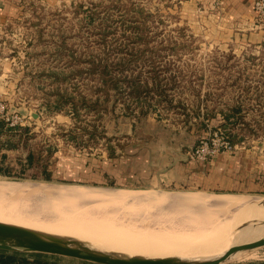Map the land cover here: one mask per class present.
Returning a JSON list of instances; mask_svg holds the SVG:
<instances>
[{"label": "rangeland", "instance_id": "obj_1", "mask_svg": "<svg viewBox=\"0 0 264 264\" xmlns=\"http://www.w3.org/2000/svg\"><path fill=\"white\" fill-rule=\"evenodd\" d=\"M222 3L21 0L17 12L0 28V67L4 70L0 97L10 115L21 122L15 126L23 135L14 140L27 143L14 156H25V150L34 149L36 166L23 175L1 173L0 179L109 191L227 193L241 200L250 196L264 201V186L245 192L162 184L148 172L152 167L146 168L143 162L135 166L133 151L141 143L154 151L166 145L181 147L178 159L202 162L191 156L195 146L215 131L226 137L220 127L223 115L207 112L215 106L225 109V102L241 98L245 106L232 126L240 140L231 142L235 145L231 150L221 152L230 156L251 152L255 167L264 160V41L252 42L239 31L230 35L220 27ZM99 59L107 62L109 77L141 74L145 79L151 76L148 72H160L162 84L170 88L172 105L154 93L153 84L150 93L143 94L151 102V106L148 100L143 104L149 108L146 115L138 113L142 104L132 102V111L123 101L105 100L107 93L115 91L103 85V67L94 66ZM80 92L93 100L99 96L98 104L85 107L76 95L79 111L75 112L73 104L59 98L60 94ZM155 96L156 105L152 103ZM58 101L63 102L62 108L55 110L52 107ZM134 111L139 116L131 114ZM69 133L80 136L74 140ZM162 162L153 159L152 164L158 167ZM260 168L259 177L264 179V164ZM48 173L50 179L45 178ZM201 219L196 217L197 221L217 223L210 234L216 243L225 233L224 223L231 226L226 219ZM262 236L264 228L242 227L231 238L230 247ZM49 259L60 264H94L64 256ZM231 259L239 260L226 264H264V246L253 253L239 251Z\"/></svg>", "mask_w": 264, "mask_h": 264}, {"label": "bare ground", "instance_id": "obj_2", "mask_svg": "<svg viewBox=\"0 0 264 264\" xmlns=\"http://www.w3.org/2000/svg\"><path fill=\"white\" fill-rule=\"evenodd\" d=\"M260 200L250 196L241 200L227 193L109 191L0 179V221L79 237L107 250L148 256L219 255L242 227L264 228V201ZM196 217L230 220L231 226L224 223L225 233L216 243L210 234L217 223L197 221Z\"/></svg>", "mask_w": 264, "mask_h": 264}, {"label": "crops", "instance_id": "obj_3", "mask_svg": "<svg viewBox=\"0 0 264 264\" xmlns=\"http://www.w3.org/2000/svg\"><path fill=\"white\" fill-rule=\"evenodd\" d=\"M20 1L0 0V28L5 25L8 16L17 12ZM222 1L221 20L218 23L220 27L228 31L230 35L239 31L249 41H264V30L259 29L256 24L255 0ZM3 72L4 70L0 67V74ZM140 145L137 144L133 151L136 155L135 166L143 162L146 168L152 167L148 172L158 183L196 186L205 189L216 188L224 191L239 189L245 192L264 186L263 177H259V173L263 172L260 167L263 166L264 160L255 167L251 152L236 156L221 152L213 160L196 162L178 159L176 155L181 147L166 145L159 151H154L155 149H151L152 147L146 143ZM153 159L163 162L156 167L152 164Z\"/></svg>", "mask_w": 264, "mask_h": 264}, {"label": "trees", "instance_id": "obj_4", "mask_svg": "<svg viewBox=\"0 0 264 264\" xmlns=\"http://www.w3.org/2000/svg\"><path fill=\"white\" fill-rule=\"evenodd\" d=\"M94 66L103 67L102 72L105 75L102 76V83L104 86H107L108 88H111L115 91V93H107L105 100H110L115 104L118 101H123L124 104L127 105L126 109H131L132 111V102H134L138 106L142 104L140 105L141 108L138 112L139 115H146L149 113V108H145L143 106V104L147 102V100L149 101V99H147V97L143 98V94L150 93L152 84L155 85L154 88L156 89H153L155 90L154 93H157V96H159L161 99H167L169 105H172V102L174 101L171 96L172 94H170V88L162 84V78L160 77V75L162 74L158 71H156L155 73H153L152 71L148 72V75L151 76H147L145 79L142 78L141 74H132L131 76L123 79L122 77L108 76L109 72L106 70L108 64L104 59H99L98 62H95ZM125 88H127L128 90H126ZM76 95L79 97L78 100H82V105H84L85 107H91L92 105L95 106L100 100L99 96L96 97L95 100H93L92 98H88L86 95L82 94V92L75 95H72L70 93L60 94L59 98H65L66 102L74 105V111L78 112L79 110L75 106L78 104ZM157 96H155V101L152 100V103L155 105L156 103H158V99H156ZM169 96L170 98H168ZM87 101H90V104H88ZM150 103L151 102L149 101V106H151ZM244 103V99L241 98L237 99L233 103L225 102L224 106H227V108L225 109H219L215 106L211 111L209 110L207 112V114L209 115H215L214 112L219 111V113L223 115L224 121L220 123V127L223 128L222 130L226 135V138H228L233 143H236L238 140H240L237 134L233 132L232 126L239 121V114L242 112L243 106H245ZM47 104H49V100L45 105ZM62 104L63 102L58 101L52 108H54L55 110L61 109ZM181 105L184 108L187 107L185 106L186 104L181 103ZM131 114L139 116L138 114H135V111ZM19 132H21L20 135H17L16 133ZM4 133L5 137L2 135ZM69 134L70 138L74 140H78L80 136V134ZM21 135H23V132L19 129V126H9L4 120H0V174L3 173L10 175L17 172L20 175H23L27 173L28 170L36 166V152L34 151V149L30 148L25 150V156H22L21 154L14 156L15 151L19 152L20 149H24V143L27 145V143L24 142L23 139H19L16 141L14 140V136L21 137ZM44 171H46L45 168ZM45 178L50 179L51 175L48 173L45 175ZM50 257L53 256L32 252H11L0 250V264H60L55 260H50Z\"/></svg>", "mask_w": 264, "mask_h": 264}, {"label": "water", "instance_id": "obj_5", "mask_svg": "<svg viewBox=\"0 0 264 264\" xmlns=\"http://www.w3.org/2000/svg\"><path fill=\"white\" fill-rule=\"evenodd\" d=\"M37 114L35 113V116ZM264 246V236L229 247L212 257L148 256L96 247L90 241L69 235L0 221V250L32 252L50 256H64L94 264H226L234 254L249 250L252 253Z\"/></svg>", "mask_w": 264, "mask_h": 264}, {"label": "built area", "instance_id": "obj_6", "mask_svg": "<svg viewBox=\"0 0 264 264\" xmlns=\"http://www.w3.org/2000/svg\"><path fill=\"white\" fill-rule=\"evenodd\" d=\"M254 8L256 11V24L264 29V0H255ZM4 99L0 97V120H4L7 125L15 126L19 125L18 120H15L6 110V104ZM235 147L229 139H227L222 133L215 131L214 136L207 140H201L192 152V157L199 161L210 160L217 156L222 150H231Z\"/></svg>", "mask_w": 264, "mask_h": 264}]
</instances>
